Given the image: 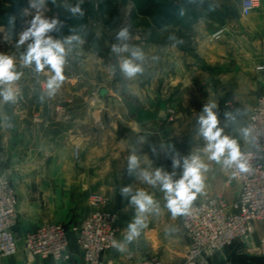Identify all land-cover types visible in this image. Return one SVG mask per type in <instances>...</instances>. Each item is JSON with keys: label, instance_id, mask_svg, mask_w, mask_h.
<instances>
[{"label": "crops", "instance_id": "obj_1", "mask_svg": "<svg viewBox=\"0 0 264 264\" xmlns=\"http://www.w3.org/2000/svg\"><path fill=\"white\" fill-rule=\"evenodd\" d=\"M172 2L182 8L180 19L163 29L148 21L154 29L149 31V43L134 44L143 49L144 59L138 61L144 69L141 74L128 79L120 68L112 70L104 56L76 46L79 63L69 53L61 88L43 102L40 96L49 74L24 67L21 56L27 44L18 46L19 36L9 38L0 53L15 57L23 75L17 82L21 99L0 103V175L9 178L18 198L17 253L0 258V264L28 263L22 251L24 236L48 224H61L70 231L69 260L35 258L29 264H85L72 229L103 209L115 212L116 241H123L135 215L134 206L120 194L127 185L153 195L161 211L149 215L148 227L125 251L114 247L103 254L102 264H139L152 258L167 264L182 262L173 256H184L187 249L182 216L172 217L159 187L128 174L127 160L133 151L143 168L160 167L170 173L173 152L181 157L198 153L210 170L197 199L221 196L229 204L236 200L238 185L226 186V169L207 161L203 137L196 132L191 139L190 117H183L180 110L188 109L197 121L204 104L215 102L224 134L236 139L241 151L249 148L242 130L264 91V71H257L264 66V0H258L246 17L240 15V0ZM217 31L220 37L213 39ZM102 89L104 96L99 95ZM175 172L178 179L182 169ZM93 196H100L103 203L94 205ZM262 235L261 226L255 224L252 242L258 244ZM237 249L231 245L215 253L209 264L230 263Z\"/></svg>", "mask_w": 264, "mask_h": 264}, {"label": "built area", "instance_id": "obj_2", "mask_svg": "<svg viewBox=\"0 0 264 264\" xmlns=\"http://www.w3.org/2000/svg\"><path fill=\"white\" fill-rule=\"evenodd\" d=\"M258 0H240V15L248 16L257 8ZM221 31L213 37L219 38ZM264 67V66H261ZM246 128L250 147L245 153L250 171L241 173L228 170L238 185V196L227 203L221 196L205 197L193 202L191 214L182 216L181 227L187 249L182 262L174 264H207L217 252L223 251L237 241L247 240L259 224L264 232V91L258 96ZM75 156H76V150ZM94 205L102 204L100 196H93ZM18 198L7 176L0 175V258L17 253L14 230L18 224ZM82 252L85 264H102L101 257L114 249L119 233L115 213L103 209L85 218L72 229ZM70 231L61 224H48L28 232L23 238L22 251L29 261L35 258L54 261L69 260ZM264 254V235L259 239L258 250ZM139 264H167L157 258Z\"/></svg>", "mask_w": 264, "mask_h": 264}, {"label": "clouds", "instance_id": "obj_3", "mask_svg": "<svg viewBox=\"0 0 264 264\" xmlns=\"http://www.w3.org/2000/svg\"><path fill=\"white\" fill-rule=\"evenodd\" d=\"M84 0H78L68 11L73 17L82 19L85 10L82 8ZM63 22L58 18H48L42 11H37L25 30L18 39V46L27 44L26 51L22 54L21 60L24 67L32 68L37 74L47 72L45 88L46 91L40 96L43 102L45 96L53 97L61 88L65 76L64 68L68 62L69 53L74 45L80 42V36L73 33L61 39L53 38L51 33L59 32ZM130 39V31L127 26L123 27L117 34L119 42L112 46V52L119 55L128 52L130 55L123 58L119 64L121 73L128 79L135 78L144 69L138 61L144 59V54L138 47H131L126 43ZM257 71H264V67L258 66ZM23 73L17 70L15 57L0 53V103H17L20 93L17 82L20 81ZM215 102L205 103L201 113L198 115V133L205 141L203 155L207 161L215 162L223 169H235L241 173L250 171V165L238 141L224 134V128L220 127V121ZM239 111V110H237ZM243 135L248 137L251 134L250 128L242 130ZM152 152L155 155L156 149ZM173 171L167 172L163 168L148 170L141 166L140 158L133 151L127 160V172L129 175L136 174L137 178L152 187H159L164 193L165 207L173 218L188 216L191 214L193 202L199 194L203 193L205 187V174L210 170L209 164L198 153H192L181 157L178 152L171 156ZM175 169H182L178 179ZM121 196L128 199L130 205L135 208V215L128 224L123 241H113V247L118 251H125L127 245L137 240L141 232L148 227L149 215H159L161 208L159 202L144 190L133 191L132 186L127 185L121 189ZM171 231V229H170Z\"/></svg>", "mask_w": 264, "mask_h": 264}, {"label": "rangeland", "instance_id": "obj_4", "mask_svg": "<svg viewBox=\"0 0 264 264\" xmlns=\"http://www.w3.org/2000/svg\"><path fill=\"white\" fill-rule=\"evenodd\" d=\"M77 2L78 0H0V10L6 9L8 12H11L22 25L20 31L6 26H0V52L6 50L7 44H9V38H17L26 29L38 10L42 11L48 18H58L63 22V27L59 32L51 33L53 38L61 39L64 36L73 34L70 29H75V34L80 36V42L76 43L70 52L73 54L74 59L78 58L75 64L77 62L79 63L80 59L75 53L79 50L77 47H82L84 51L94 52L96 55L104 56L105 62L110 65L111 69L117 71L119 62H121L119 60H122V55L126 54V58L130 55L128 52L117 55L111 50L114 44L119 43L116 40V34L125 26L130 31V39L126 43L131 47H136L134 44L138 41L144 42L145 44L149 43V31L154 29L147 19L140 18L132 13V5L129 2H125L124 0H84L82 8L85 10V15L82 19L73 17L68 11V8L74 6ZM12 4H15L17 9ZM213 35L212 38L216 39ZM141 50L143 51V49ZM130 110L133 111L132 108ZM170 112L171 116L174 117V110ZM180 112L183 114V117L186 115L190 117V136L191 139L196 138L199 125L195 117H192L191 113L189 114L190 111L188 109H182ZM225 184L226 186H234L236 188V183L231 180L228 170H226L225 174ZM233 245L238 246L239 249L236 250L237 254L234 255L239 256L241 260L229 261L230 263L228 264H264V258H262L264 254H260L258 255L260 257H257L258 244L252 242L251 237L244 241H237ZM173 256L183 260L185 255L173 254ZM207 264H209V260Z\"/></svg>", "mask_w": 264, "mask_h": 264}, {"label": "trees", "instance_id": "obj_5", "mask_svg": "<svg viewBox=\"0 0 264 264\" xmlns=\"http://www.w3.org/2000/svg\"><path fill=\"white\" fill-rule=\"evenodd\" d=\"M51 1V0H50ZM132 5V13L140 18L147 19L155 29H163L180 19L182 8L172 0H124ZM17 9L15 4H12ZM0 26H6L16 31L22 25L15 16L6 9L0 10ZM240 261L239 256H232L231 261Z\"/></svg>", "mask_w": 264, "mask_h": 264}, {"label": "water", "instance_id": "obj_6", "mask_svg": "<svg viewBox=\"0 0 264 264\" xmlns=\"http://www.w3.org/2000/svg\"><path fill=\"white\" fill-rule=\"evenodd\" d=\"M105 94H106V90H104V89L100 90V92H99L100 96H104Z\"/></svg>", "mask_w": 264, "mask_h": 264}]
</instances>
